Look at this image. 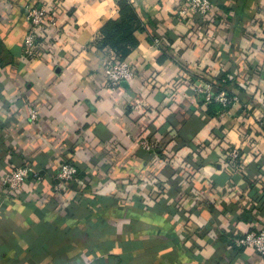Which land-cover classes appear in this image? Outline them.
Segmentation results:
<instances>
[{"label":"crops","instance_id":"crops-1","mask_svg":"<svg viewBox=\"0 0 264 264\" xmlns=\"http://www.w3.org/2000/svg\"><path fill=\"white\" fill-rule=\"evenodd\" d=\"M212 1L211 17L183 20L186 0H134L127 60L139 76L111 88L117 54L98 41L123 19L115 0H0V181L27 161L44 175L18 200L0 190V264H264L232 242L264 229V0ZM53 2L59 28L30 59L28 6ZM220 85L249 115L205 103ZM64 159L100 204L54 190Z\"/></svg>","mask_w":264,"mask_h":264},{"label":"built area","instance_id":"built-area-1","mask_svg":"<svg viewBox=\"0 0 264 264\" xmlns=\"http://www.w3.org/2000/svg\"><path fill=\"white\" fill-rule=\"evenodd\" d=\"M121 0H115L119 5ZM130 4L134 0H126ZM61 4L53 2L51 5H36L28 6L27 19L29 23L28 31L26 33L23 52L24 55L30 59L38 58L41 48V36L44 29L47 27H58V14L60 12ZM216 12V6L212 0H186L184 5L178 9V15L181 19L186 20L191 15H202L204 17H211ZM159 42V40H156ZM104 73L108 85L111 88H118L123 83L131 82L138 78L139 73L135 66L127 59H120L116 56L114 59L107 61L104 66ZM198 90L205 91L203 88ZM206 104L216 103L219 107V116L224 118L230 115L237 106H241L244 112L249 115L252 106L243 99L240 95L229 94L225 90L211 91L207 89ZM31 120L38 119V113L35 109H31ZM139 145L151 151L153 146L148 140H141ZM230 160L238 168L244 167V161L241 150L237 147H232L228 150ZM44 179L41 169L34 162H25L21 166L13 167V169L5 174L0 181V190L4 196L11 200H18L23 194L24 186L27 182L36 184ZM54 190L61 194L65 200L72 201L77 197V194L83 193L81 196L89 193L93 197L95 205L100 204L101 194L95 192V182L90 175H83L80 172L78 165L68 159H64L59 166V170L54 180ZM232 242L239 248L253 251L259 255L264 256V229L257 231L245 230L238 232Z\"/></svg>","mask_w":264,"mask_h":264},{"label":"trees","instance_id":"trees-1","mask_svg":"<svg viewBox=\"0 0 264 264\" xmlns=\"http://www.w3.org/2000/svg\"><path fill=\"white\" fill-rule=\"evenodd\" d=\"M119 6L123 13V19L121 22L108 23L103 30L105 37L98 43L101 47L109 45L116 51L120 59H127L132 49L130 38L136 30L137 18L129 2L121 0ZM111 34L113 35L111 36ZM219 88L223 90L221 85Z\"/></svg>","mask_w":264,"mask_h":264}]
</instances>
